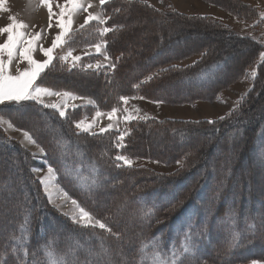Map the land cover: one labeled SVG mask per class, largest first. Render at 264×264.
Masks as SVG:
<instances>
[{
	"label": "trees",
	"instance_id": "obj_1",
	"mask_svg": "<svg viewBox=\"0 0 264 264\" xmlns=\"http://www.w3.org/2000/svg\"><path fill=\"white\" fill-rule=\"evenodd\" d=\"M203 1L247 24L259 21L261 9L244 0ZM100 10L112 30L100 36L96 22L73 30L36 82L90 97L95 105L69 108L60 117L33 100L7 101L0 116L31 135L57 184L111 233L72 223L50 205L31 171L39 164L36 156L0 127V264H46L42 247L49 242L68 264H141L142 244L156 238L167 252L173 244L179 248L187 233L194 247L180 264L264 263V60L254 78L248 74L261 45L210 15L161 10L141 0H107ZM102 40L114 67L81 69L59 59L69 48ZM194 56L192 63L178 64ZM242 79L250 88L216 119L138 118L121 131L96 135L75 127L95 110L118 109L121 96L167 105L214 102ZM58 141L67 145L66 155ZM117 155L180 165L158 172ZM65 163L80 168L82 178L98 170L91 192L66 174Z\"/></svg>",
	"mask_w": 264,
	"mask_h": 264
},
{
	"label": "rangeland",
	"instance_id": "obj_2",
	"mask_svg": "<svg viewBox=\"0 0 264 264\" xmlns=\"http://www.w3.org/2000/svg\"><path fill=\"white\" fill-rule=\"evenodd\" d=\"M152 1L157 6L163 8V10L173 7L171 3H174L175 7L183 9V10H189L194 13V14H187V15L211 14L210 16L220 19L225 24L233 28V30L236 31L238 34H241L243 36H249L254 41H257L261 45L262 50L259 53L257 62L253 64L249 69L248 74L250 77H252V74L256 72L257 63L264 60L262 59V54H264V20H261L260 14H259L258 22L247 24L241 21L240 19L236 18L232 14L226 12L225 10H222L218 6L209 4L203 0H152ZM198 1L199 3L202 4L203 6L202 8L199 7ZM244 1L249 2L250 4L256 7H259L261 9L260 13L264 12V0H244ZM87 2H90L92 4V7L93 6L99 7L97 3H99L100 0H86V3ZM57 4L63 5L64 0H52V11L54 13H59L60 11V8L57 7ZM92 7L89 9V12L93 14H98V13L102 14L99 11L95 12L92 9ZM87 15H88V12H85V11H79L73 15L71 32L72 30L76 29V27H78L81 23L84 22ZM10 16H14L16 17L17 21H22L26 25H28V27L23 30L28 34L27 38H30L31 35L35 34L36 32L41 33V38L37 42L35 50L33 51L32 55H33V58L38 61L45 60L46 57L40 51V45H43L44 48L51 47L52 41L55 35L59 31V29L55 27V22H56L55 17H53V20H52L53 27L49 29L48 28V23H49L48 9L47 7L40 6V0H4L2 6H0V28H3L7 26V24L11 23V21L9 20ZM253 24H256V25L252 26ZM6 39H7V33L0 34V44L5 43ZM20 49H21V46L18 45L16 49V54L14 55L12 62L9 65V71L14 76L20 74L25 69L29 68L28 62L26 60H21L19 56ZM55 50L53 52V56H55L54 54ZM103 50L105 51V49H102V53H104ZM85 52H92L94 54L95 50L94 48H92V50H85L84 52L83 51L81 52L82 60L76 64V65H79L81 69H91V70L97 69L96 67L97 62L100 63L101 67H105V64L107 65L106 66L107 68H110L112 66L111 58L108 60H105L103 54L102 55L100 54V56L98 57H94L95 55L93 54L84 55ZM65 54L66 53H63V55ZM91 56H93V58L89 59ZM2 58L5 61L8 60V57L6 54ZM195 59H196V56L189 57L178 64L187 65V64L192 63ZM64 63H66L69 67L72 66L71 59H69L68 62H64ZM88 64H92L93 67L92 68L86 67ZM249 88H250L249 79H242V80L235 82L234 84H231L230 87L221 91L217 101H214V102L196 101L193 104H184V105H167V104H163L160 102H151L145 99H140L139 97H136L135 99L130 98L127 105H125L123 101L121 102V106L118 108V111L115 114V118L113 119L114 122L112 123L113 124L112 131H121L125 123L133 120V119H130L126 121L124 119V117L129 114H131L133 117H136L134 119L156 118L159 120L179 119V120H194V121H198L202 119H206V120L216 119L223 115H226L232 109H234L239 104L240 98L245 94V92ZM53 92H60V91H53ZM61 93H64V92H61ZM74 96L79 97L76 95ZM80 98L81 99H69L66 97L55 96V95H52V96L44 95L42 97L44 104L55 103V104H59L61 108H64L65 103L68 106L67 108H73V106L77 107L89 101H92L95 105L94 100L90 97H87V98L80 97ZM5 102H7V100ZM125 108H127V112L124 111ZM96 111H99V110H95L91 114H95ZM100 112H109V111H100ZM94 116L95 115H92L89 120L87 119L86 120L88 122H92ZM105 121H110V120L107 117L97 118L96 124L91 129L92 130L91 132H99L101 127L103 126L107 127L109 123L104 125ZM0 127L4 130V133L6 135L8 134L13 135L15 132L21 133L23 135V131L16 130L17 128H15L14 126L10 128L8 126L7 120H5V123L0 124ZM114 128H118V129H114ZM119 128L121 129L119 130ZM26 149L36 156L35 159L39 163L38 166H34L31 169V171L33 175L40 182L41 179L48 174V167H49L46 164V161L42 158L43 150L40 146H39V151H36V152H33L29 150L28 148ZM128 159L131 161L130 165H137V166L145 165V166L153 168L154 170L158 172H172L180 165V163H176L174 165H164V164L157 163L154 161L138 159V158H128ZM41 185L44 190V193L47 196L49 204L52 205L60 214L64 215L72 223H74L71 219V216L75 213L76 210L73 204L71 203L72 199L68 195H67L68 196L67 199L64 198L65 192L57 184L56 176L50 180V184H49V190L51 191V194H52L51 200L49 199L48 193H46L45 191V186L42 183ZM254 262L255 264H264L263 262L258 261V260H251L245 264H254Z\"/></svg>",
	"mask_w": 264,
	"mask_h": 264
},
{
	"label": "snow or ice",
	"instance_id": "obj_3",
	"mask_svg": "<svg viewBox=\"0 0 264 264\" xmlns=\"http://www.w3.org/2000/svg\"><path fill=\"white\" fill-rule=\"evenodd\" d=\"M4 0H0V6H2ZM107 0H100V5L103 6ZM40 6L47 7L49 13V23L48 28L53 27V17H55V27L59 29L58 33L55 35L51 47L44 48L43 45H40V51L46 57L43 61H38L33 58V51L35 50L37 42L41 38V33L36 32L35 34L31 35L30 38L28 34L23 31L28 27L24 22L17 21L16 17L10 16L9 20L11 23L7 24V26L0 28V34L7 33V39L5 43L0 44V104H3L6 100L7 101H15L19 103L20 101L25 100H33L37 103L43 104L44 107L56 109L59 112L60 117H66V109L67 104L65 103L64 108H61L59 104H44L42 97L44 95H55V96H62L69 99H81L80 97H75L72 93L68 92H53L49 88L41 87L38 85L37 79L40 77L41 73L52 63L53 59V52L57 47H63L65 44L68 43V37L71 34V25H72V18L73 15L79 11L88 12L84 20V24L80 26L83 29L86 25L90 22L95 21L99 27L97 29L100 36L106 35L112 29H110L106 25L107 18L102 14H93L89 12V9L92 7L90 2L86 3V0H64L63 5L57 4V7L60 8L59 13H54L52 11V0H40ZM66 17V19H65ZM261 20H264V12L260 13ZM21 46L19 56L21 60H26L28 62L29 68L25 69L18 75H12L9 71V65L12 62L14 55L16 54L17 46ZM107 41L102 40L94 45H91V48H94L95 54L99 55L102 54V49H106ZM7 55L8 60L5 61L2 57ZM92 52H85L84 55H92ZM104 59L108 60L110 57L107 55L106 52L103 53ZM60 60L67 62L69 59L72 61V67H75L76 64L82 60V56H75L73 55V50L69 48L65 55L59 57ZM262 59H264V54H262ZM86 67L92 68V64H88ZM96 67H101L100 63L97 62ZM114 67V65L112 66ZM253 78L255 77V73L252 74ZM150 79V78H149ZM139 87V85H137ZM136 97H131V99H135ZM143 99L144 97H139ZM129 97L121 96L120 100L127 105L129 101ZM92 103V101H89ZM75 108V106H73ZM118 109L113 107L110 112L108 113H101L100 111L95 112V116L93 117L92 122H87L86 117L80 119L79 121L75 122V127L79 129L81 132L89 133L92 135H96V133H92L91 129L96 124V119L106 115L107 118L112 121L115 118V114L117 113ZM127 112V108L124 109ZM138 111V109H137ZM131 114L126 115L124 119L130 120L134 119ZM5 123L4 117L0 116V124ZM8 126L11 128L13 125L9 121ZM113 129V124L109 123L107 127H101L99 130L100 134L109 132ZM23 135L26 140L31 143H35L32 139L31 135L24 131ZM124 139V134L121 133L118 136V142H122ZM57 147L62 150V156L67 154V145L62 142H57ZM116 160L124 161L126 164H131V161L124 155H117L115 157ZM66 174L71 175L72 178L77 182V186L80 187L82 190L91 192V190L96 185L95 174L98 172L97 169H92V175L88 178H82L81 176V169L80 168H71L68 164H64ZM38 171V170H37ZM55 177L54 169L49 166L48 167V174L43 177L40 181L45 186V191L49 195V199L51 200V191L49 190L50 180ZM64 198L67 199V193H64ZM71 203L75 208V213L71 216V219L74 223L79 224L81 227H92L99 229L106 230L111 233V229L107 227L105 223H103L100 219H97L94 215H92L89 211H87L84 207H81L75 199H72ZM150 214V213H147ZM30 216V214H29ZM29 216L25 217V225L21 226V232H25L26 225L29 222ZM238 236V234H236ZM234 236V242L235 238ZM149 246H151V251L149 252ZM194 245L191 240V234L187 233L185 236V240L182 242L179 248H176L175 245L167 251H163L160 245L157 243L156 238H152L150 245L149 244H142L139 252L141 253V264H145V261L148 264H180L183 257L186 255L192 254V249ZM15 251V249L13 250ZM42 251L44 252L46 258V264H68L66 255H61L57 258L55 254L54 246L51 242L48 245L42 247ZM27 256V251H25V257ZM35 264V262H34ZM255 264V262H254Z\"/></svg>",
	"mask_w": 264,
	"mask_h": 264
},
{
	"label": "crops",
	"instance_id": "obj_4",
	"mask_svg": "<svg viewBox=\"0 0 264 264\" xmlns=\"http://www.w3.org/2000/svg\"><path fill=\"white\" fill-rule=\"evenodd\" d=\"M141 1H145V2H147V3H149V4H151L152 6H154L155 8H157V9H161V10H163V8H161V7H159V6H157L152 0H141ZM198 3H199V1H198ZM249 3V2H248ZM98 4V6L99 7H96V6H93L92 7V9L95 11V12H97V11H99V12H101V10H100V2L99 3H97ZM171 5L173 6V8H175L178 12H182V13H185V14H194L193 12H191V11H189V10H183V9H180V8H177V7H175V4L174 3H171ZM199 5V7L200 8H202L203 6H202V4L201 3H199L198 4ZM97 8H98V10H97ZM206 14V13H205ZM206 15H211V14H206ZM82 24H84V22L83 23H81L78 27H76V29L77 28H79ZM75 30V29H74ZM73 31V30H72ZM59 48V47H58ZM58 48L55 50V53H56V51L58 50ZM85 50H92V48L91 47H86V48H82V49H78V50H75V51H73V55H75V56H81V52L83 51H85ZM103 52H105L104 50H103ZM54 53V54H55ZM103 54V53H102ZM101 54V55H102ZM93 55H97V54H93ZM98 56H100V54L98 55ZM68 62V61H67ZM105 66H107L106 64H105ZM108 66H110V65H108ZM74 95V94H73ZM77 96V95H76ZM79 97H81V96H79ZM84 98H87V97H84ZM43 105V104H42ZM92 105H94V103L92 102V103H89V102H85L84 104H82V105H79V106H92ZM78 107V106H77ZM67 109H69V108H67ZM110 112V111H109ZM101 113H108V112H101ZM92 115H95V114H91V115H89V116H86V119L87 120H89L90 118H91V116ZM101 117H107L106 115H103V116H101ZM83 118H85V117H83ZM88 122V121H87ZM114 121L112 120V121H105L104 122V125L105 124H108V123H113ZM103 127H106V126H103ZM15 129V128H14ZM114 129H118V128H114ZM121 128H119V130H120ZM16 130H20V129H16ZM79 130V129H78ZM20 131H23V130H20ZM92 131V130H91ZM24 132V131H23ZM7 133V132H6ZM92 133H99V132H92ZM8 136L9 137H11V138H14V139H16V140H18V141H20L26 148H28L29 150H31V151H33V152H36V151H39V146L36 144V143H31V142H29L28 140H26L25 139V137H24V135H22L21 133H17V132H15L13 135H9L8 134Z\"/></svg>",
	"mask_w": 264,
	"mask_h": 264
}]
</instances>
